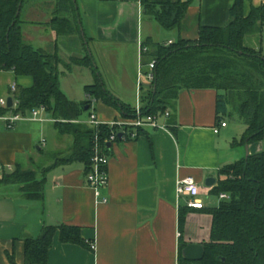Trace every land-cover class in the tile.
<instances>
[{
    "label": "crops",
    "instance_id": "obj_1",
    "mask_svg": "<svg viewBox=\"0 0 264 264\" xmlns=\"http://www.w3.org/2000/svg\"><path fill=\"white\" fill-rule=\"evenodd\" d=\"M27 3L21 9L25 41L31 44L35 39L33 32L39 30H49V40H58L60 36L49 25L55 2L38 1L29 6ZM77 3L89 42L124 47L121 55H131L135 61L134 82L123 84L127 89H135V106L119 91L107 88L104 81L103 87L125 104L141 109L140 81L150 61L142 52L143 44L147 41L168 44L180 38L195 40L201 25H226L235 0H191L181 27L175 29L164 28L146 14L140 0H77ZM263 3L264 0H243L244 15L248 16L252 7ZM81 37L85 41L82 32ZM253 48L264 53L263 36ZM54 50L52 53L59 54ZM85 51L88 53L87 47ZM85 55L84 51H73L70 60ZM77 66L92 70L96 81L97 76L101 77L97 67ZM13 84L17 89L29 88L34 78L0 70V97H10L14 93ZM83 91L81 103L71 100L81 105L87 98ZM233 111L239 116L236 107L229 104L222 120L227 124L220 127L217 90L182 89L171 117H159L163 127L136 128L134 136L112 143L109 183L102 191L108 198L106 203L87 186L81 162L59 164L42 174V169L56 157L69 153L73 142L72 136L58 132L54 122L24 121L8 129L0 121V167L12 171L36 170L38 178L44 179L40 200L26 198L20 184H0V264H11V259L24 264L25 240L38 237L44 226L61 224L80 227L85 244L63 242L58 229L44 264H179L181 258L200 259L205 243L211 239L213 217L207 209L221 201L212 192L218 184L220 169L242 159L247 152H264V139L248 144V150L246 145L233 148L234 139L242 137L231 141L235 131L230 128L227 116ZM92 112L103 122L126 119L116 106L101 98L93 100L89 115ZM85 119L80 116L79 120ZM217 127L219 131L215 132ZM188 176L201 186L199 198L205 204L204 209L188 208V197L177 193V180ZM209 177L216 178L211 187L205 185ZM211 195H216V200ZM92 243L96 245L94 249Z\"/></svg>",
    "mask_w": 264,
    "mask_h": 264
},
{
    "label": "trees",
    "instance_id": "obj_2",
    "mask_svg": "<svg viewBox=\"0 0 264 264\" xmlns=\"http://www.w3.org/2000/svg\"><path fill=\"white\" fill-rule=\"evenodd\" d=\"M27 1L30 0H0V70H12L16 75L34 78L33 86L19 88L11 95L17 107H1L0 114L13 110L27 113L44 106L56 120L58 132L72 136L73 142L69 153L54 157V162L44 167L42 174L59 164L81 162L86 177L94 164L95 139L103 152L110 155L109 137L118 132L119 127L81 123V114L90 112L93 100L99 98L116 106L126 119L136 117L137 109L115 98L103 87V79L99 76L94 84L84 87L87 98L81 105L69 99L60 84L59 65L63 59L58 53L33 47L23 37V21L17 11L20 4L23 7ZM40 1L56 4L49 25L57 36L73 34L76 29L81 34L77 0ZM140 1L144 12L166 29L181 27L191 3V0ZM263 28L264 3L252 7L250 14L245 16L243 0H235L230 21L224 26L201 25L195 40L180 38L170 44L145 42L143 45L148 47L145 55L155 60V77L151 83L141 86L142 114L159 118L169 110L168 117H171L182 89L213 88L217 90V123L223 120L228 105L232 104L247 124L244 134L234 139L233 145L244 146L263 140L264 53L245 44L246 36L261 33ZM85 39L89 42L87 37ZM73 64L92 67L94 58L89 53L81 58L72 57L67 67L70 69ZM129 137L125 133L121 139ZM121 139L118 135L117 141ZM0 184H20L26 198H43L44 179L38 178L36 170L15 168L0 178ZM212 192L216 195L228 193L229 198L207 209L213 217L211 239L205 243L200 259L181 258L179 264H264V152L249 154L224 165ZM184 213H181V220ZM58 229L63 242L85 244L80 227L44 226L38 237L25 240L24 264L47 262ZM11 264L16 262L11 259Z\"/></svg>",
    "mask_w": 264,
    "mask_h": 264
},
{
    "label": "rangeland",
    "instance_id": "obj_3",
    "mask_svg": "<svg viewBox=\"0 0 264 264\" xmlns=\"http://www.w3.org/2000/svg\"><path fill=\"white\" fill-rule=\"evenodd\" d=\"M38 1L40 0H30L28 1L27 6ZM53 9L55 10L56 8H51V11H53ZM52 13L54 14V12ZM69 16L72 19V16ZM33 35L35 37V39L31 41V45L33 47L45 49L49 53L55 52L54 49L56 48L62 56L63 62L59 65L60 84L61 88L67 93L70 99L81 103L83 101L82 99H84V85L94 84L96 82V77L92 70L79 67L75 64L71 65V69L67 67V64H70V56L73 51H84L85 54L89 53L93 56L94 67H97V73L101 75V78L105 82L107 88L116 92L119 91L122 95H124V99L127 102L131 103L133 106L136 105L137 99L135 89H127V87L123 85L132 84V82H134L133 78H135L136 75L133 70L135 67V61L132 60V56H127L126 54L123 56L121 55L124 52V47L111 44L103 45V43L95 44L93 42L86 44V42L83 41L80 32H78V29H76L73 34H67L66 37L60 36L58 40L55 39L53 41L49 40V37H51L49 30L42 32L40 30L35 31L33 32ZM262 36L264 44V28L262 33H253L246 36L245 44L249 47L259 45ZM86 47L88 48V53L85 51ZM141 81L143 83H148L146 81L145 74L141 76ZM42 115L47 118H53L52 113L49 111L43 112ZM81 116L87 117L85 120H89V111H84ZM227 121L230 124V128L235 131L234 135L231 137V141H233L235 137L239 138L242 136L246 130L247 124L236 114L235 111H233L231 115L227 116ZM233 148H240V146L234 147L233 145ZM211 196L216 200V195Z\"/></svg>",
    "mask_w": 264,
    "mask_h": 264
},
{
    "label": "built area",
    "instance_id": "obj_4",
    "mask_svg": "<svg viewBox=\"0 0 264 264\" xmlns=\"http://www.w3.org/2000/svg\"><path fill=\"white\" fill-rule=\"evenodd\" d=\"M172 42H169L170 44ZM148 51V47H143L142 52L146 53ZM154 68H155V60H150L147 63L146 71L143 72L142 75L145 74L146 81L148 83H151L154 80ZM140 84H143L142 81H140ZM17 87L15 84L11 87L12 92H16ZM6 108L8 106V98L7 97H0V108ZM13 108L17 107V102L15 99H13ZM46 108L44 106H40L38 108H35L33 110H30L27 113L23 112H16V111H10L4 114H0V121L4 122L6 125V128L13 129L19 122L24 121H43V120H50L52 122H55L56 120L54 118H46L41 117L40 113L46 112ZM169 111L165 113L166 116H169ZM158 117L152 116V115H144L141 112V109L138 108L136 112V117L134 118H127L121 121L114 120L111 122H103L101 121L97 115L92 112L90 114L89 120L82 121L79 120L81 123L90 124L91 126H100L102 124H108L110 126H118L119 130L118 132H113L109 137V142L114 143L117 141L118 135L121 133L122 136L126 133L130 136H134V129L136 128H143L145 126H152V127H163L164 125L160 124L158 122ZM225 121H221L219 126L224 127L226 126ZM219 131V127L215 128V132ZM95 146H94V156H93V168L89 173L86 175V184L90 188H92L97 197H101V201L106 203L108 202V198L106 196L102 195V191L104 188L108 186L109 183V172H108V166L110 161V155L103 152V149L98 142V139H95ZM12 171V168L5 169L4 167H0V178L6 173ZM201 186L199 183L191 176L181 178L177 180V193L179 196H187V206L189 208L193 209H202L205 208L204 202L199 198V195L201 194ZM220 200H225L229 198L228 193H220L219 194ZM96 245L94 243L91 244V248H95Z\"/></svg>",
    "mask_w": 264,
    "mask_h": 264
},
{
    "label": "water",
    "instance_id": "obj_5",
    "mask_svg": "<svg viewBox=\"0 0 264 264\" xmlns=\"http://www.w3.org/2000/svg\"><path fill=\"white\" fill-rule=\"evenodd\" d=\"M74 2H75V0H74ZM21 9H22V3L20 4V7H19V9H18V11H17V15H20V13H21ZM81 32H82V35H83V38H84V40H85V42H86V44H87V41H86V39H85V33H84V31H83V28L81 27ZM8 106L9 107H12L13 106V97H8ZM89 107L88 106H86L85 107V110H87ZM119 137H120V139L122 138V134L120 133L119 134ZM112 146V143H108V147H111ZM246 148H247V150H248V145H246ZM249 155V153L247 152V156ZM216 183V178L215 177H209V178H207L206 179V182H205V185L206 186H208V187H211V186H213L214 184Z\"/></svg>",
    "mask_w": 264,
    "mask_h": 264
}]
</instances>
